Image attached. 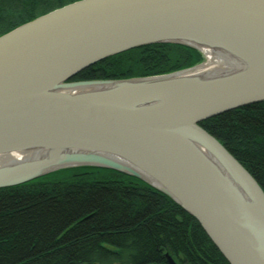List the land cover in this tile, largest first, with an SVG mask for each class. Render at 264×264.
I'll return each instance as SVG.
<instances>
[{"label":"water","instance_id":"95a60500","mask_svg":"<svg viewBox=\"0 0 264 264\" xmlns=\"http://www.w3.org/2000/svg\"><path fill=\"white\" fill-rule=\"evenodd\" d=\"M167 42L195 47L205 59L203 47L225 49L238 69L198 80L199 62L71 80L111 55ZM263 100L264 0L70 2L0 35V153L48 148L34 160L1 164L0 188L67 167L111 168L174 199L230 264H264V190L200 125Z\"/></svg>","mask_w":264,"mask_h":264},{"label":"trees","instance_id":"16d2710c","mask_svg":"<svg viewBox=\"0 0 264 264\" xmlns=\"http://www.w3.org/2000/svg\"><path fill=\"white\" fill-rule=\"evenodd\" d=\"M76 0H0V35ZM202 53L152 43L106 57L71 80L175 71ZM264 190V100L200 122ZM230 264L198 220L144 180L111 168L74 166L0 188V264Z\"/></svg>","mask_w":264,"mask_h":264},{"label":"bare ground","instance_id":"6f19581e","mask_svg":"<svg viewBox=\"0 0 264 264\" xmlns=\"http://www.w3.org/2000/svg\"><path fill=\"white\" fill-rule=\"evenodd\" d=\"M203 49L207 57L204 62L198 64L193 70V72L197 74L196 78H198V80L206 79L208 78L207 76L210 77L211 75H218L229 70L234 71L238 69L237 62L233 58L231 52L225 49L222 50L219 47H203ZM47 150V147H27L0 153V165L8 162L34 160L39 156V153H44Z\"/></svg>","mask_w":264,"mask_h":264},{"label":"rangeland","instance_id":"374dc122","mask_svg":"<svg viewBox=\"0 0 264 264\" xmlns=\"http://www.w3.org/2000/svg\"><path fill=\"white\" fill-rule=\"evenodd\" d=\"M202 55H203V54H202ZM203 57H204V55H203ZM204 60H205V58H203V60H202V61H200V63H201V62H203ZM196 64H197V63H196ZM194 65H195V64H194Z\"/></svg>","mask_w":264,"mask_h":264}]
</instances>
